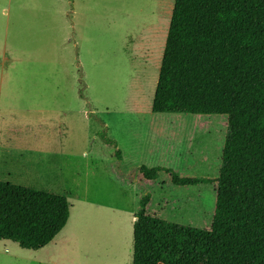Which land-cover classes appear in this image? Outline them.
I'll use <instances>...</instances> for the list:
<instances>
[{"label":"rangeland","instance_id":"obj_1","mask_svg":"<svg viewBox=\"0 0 264 264\" xmlns=\"http://www.w3.org/2000/svg\"><path fill=\"white\" fill-rule=\"evenodd\" d=\"M173 4L0 0V158L38 152L41 168L9 182L63 196L70 207L63 230L39 251L0 241V264H132L144 194L160 222L208 228L212 186L178 188L166 174L147 182L139 173L159 166L215 179L220 168L226 116L151 112ZM148 122L164 124L158 131L169 135L148 144L169 147L172 160H146Z\"/></svg>","mask_w":264,"mask_h":264},{"label":"trees","instance_id":"obj_2","mask_svg":"<svg viewBox=\"0 0 264 264\" xmlns=\"http://www.w3.org/2000/svg\"><path fill=\"white\" fill-rule=\"evenodd\" d=\"M153 114L224 115L215 179L142 166L178 188L212 186L206 230L162 223L142 195L134 212L132 264H264V0H174ZM60 195L0 182V241L39 251L69 219Z\"/></svg>","mask_w":264,"mask_h":264},{"label":"crops","instance_id":"obj_3","mask_svg":"<svg viewBox=\"0 0 264 264\" xmlns=\"http://www.w3.org/2000/svg\"><path fill=\"white\" fill-rule=\"evenodd\" d=\"M147 126V130H145V135H147L148 139L146 145H148L147 149V155H145L146 160L149 161H162L165 162L166 160H172L174 158L172 151L169 147H166L164 144L160 142L159 145L155 143L153 146H149V142L151 140H159L165 139L166 135H169V132L160 133L158 130L162 129L164 126L163 123L159 122H148L145 124ZM157 125V126H156ZM162 136V137H160ZM145 145V146H146ZM144 145L141 146L140 149H143ZM38 153V152H36ZM27 154L25 152L23 153H12V154H5L0 158V170L1 174L0 176L6 177V183H10L9 181L12 179V176L16 174L18 171H24V173H28L31 170H35L38 168H41V164L38 162V159L40 158V154ZM159 167V166H157ZM3 172H6L8 176H5ZM2 177V178H4ZM12 184V183H10Z\"/></svg>","mask_w":264,"mask_h":264}]
</instances>
